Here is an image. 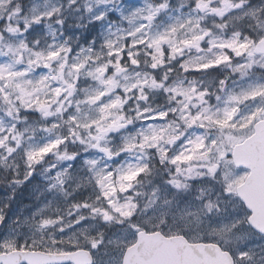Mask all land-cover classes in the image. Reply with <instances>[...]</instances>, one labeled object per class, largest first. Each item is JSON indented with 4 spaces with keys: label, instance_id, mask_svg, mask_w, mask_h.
<instances>
[{
    "label": "rangeland",
    "instance_id": "374dc122",
    "mask_svg": "<svg viewBox=\"0 0 264 264\" xmlns=\"http://www.w3.org/2000/svg\"><path fill=\"white\" fill-rule=\"evenodd\" d=\"M249 1L248 6V0L230 5L214 0H0V251L87 248L95 253V264H122L139 230L161 228L193 241L229 245L240 264H264V237L251 231L237 193L247 171L232 161L234 144L264 116V58L252 62L243 55L245 63L239 58L264 38V0ZM193 2L216 7L215 18L227 13L232 25L223 37L220 29L209 27L210 17L202 18L201 64L236 60L245 69L216 101L203 95L195 118L196 103L190 113L174 110L186 130L198 128L193 130L198 132L195 149L173 158L159 148L153 156L149 132L177 124L167 118L172 108L150 112L161 103L142 95L154 79L162 80L156 71L163 66L165 37L200 14ZM8 3L14 14L10 26L3 15ZM245 14L258 20L242 23ZM242 24L255 33L245 35ZM52 56L53 79L43 67ZM185 56L196 61L193 53ZM121 67L126 70L117 73ZM209 84L202 79L203 88ZM123 97L134 109L133 128L116 144L110 140L95 149L90 133L99 135L119 122ZM52 100L57 104L53 126L68 118L73 140L81 137L89 147L84 155L74 156L70 151L77 149L45 130L35 131L37 138L25 150L13 143L32 125L21 129L11 120L23 116V107L45 112ZM185 104L180 106L185 109ZM104 147L122 156L109 159Z\"/></svg>",
    "mask_w": 264,
    "mask_h": 264
},
{
    "label": "flooded vegetation",
    "instance_id": "af4514ba",
    "mask_svg": "<svg viewBox=\"0 0 264 264\" xmlns=\"http://www.w3.org/2000/svg\"><path fill=\"white\" fill-rule=\"evenodd\" d=\"M25 1V0H23ZM35 1V0H31ZM41 1V0H36ZM220 2H226V4L230 5L231 0H214ZM255 4V3H254ZM26 5V4H25ZM24 5V6H25ZM247 5H250V1L248 0ZM190 6L201 11L200 14H196L192 23L189 26L183 27H176L174 31L169 33L167 37H165V50L163 52V66L160 68V71H156L157 76L161 78V81L154 79L151 84V90H148L146 93L142 95V99H148V102L154 103L157 105L161 103V106L156 108H150V112H154L155 110H159V108L170 109L172 108L173 111L168 113L167 118L172 121V123L177 125H169L168 127L162 129L161 131H153L149 132V140L151 144V154L155 156V153H159V148L162 150H167L166 154L169 157H175L176 155L180 154L184 149H195L196 140H197V133L193 132V130H197L198 128L192 126L193 129L186 130L185 125L182 123V118L175 114L184 112L185 110L190 113V105L191 103L195 104L193 109V117L195 118L196 113L199 112L200 109V100L201 97L204 95L206 97H210L215 99L216 101L219 97L222 96L223 92H225L233 83L241 80V75L244 72L245 65L241 67L238 66V62L233 63H222L221 61H215L208 66H203L200 62L199 55L205 49L203 46L202 37L200 36L201 31V22L202 18L210 17V25L209 27L212 29H220L221 35L224 37V32L227 27L232 28V25L228 22V14L223 13L218 18H215L217 15V8L212 6L211 4H206L204 7L198 5L197 3H191ZM204 12V13H203ZM5 16H7V21H12V17L14 16L12 11V4L8 3L5 9ZM258 20L256 16L245 14L244 18L242 19V23L248 22L251 20ZM215 22V24H214ZM219 22V23H218ZM52 23H53V13H52ZM12 24H9V26ZM205 26L204 28H208ZM242 28V32L246 34V32H252L248 28H246L243 24L240 26ZM262 36L264 34H261ZM248 37V36H247ZM264 40V38L256 40L253 42L255 48L253 50H248L241 54L239 57L243 63L245 61L242 60V56L246 55L247 59L250 61H260L264 58V51L258 52L256 48L258 47L259 42ZM264 42V41H262ZM222 48H227V46H223ZM232 52V51H230ZM240 49L238 50V53ZM195 54L196 61L194 63H190L187 61V57L185 54ZM44 69L50 70L53 79V56L49 62L44 64ZM239 67L242 71H238ZM250 67V66H248ZM255 69V68H254ZM155 76V74H153ZM204 76V77H203ZM202 79L207 82L211 81L209 84V88H203L202 86ZM135 96L132 95L131 100H133ZM125 99L119 103V108L122 109L125 107ZM181 102H186L184 106L185 109L180 106ZM23 106H25L22 103ZM57 104H53V100L50 102L49 105L46 106L45 112H42L40 109H28L23 107L22 114L23 116L16 120L17 125L21 127V129L29 126L31 128L30 132H26L21 130L18 133V138L13 141L16 145L18 150H25L29 143H33V140L37 138V134H34L35 131H38V134L41 133L43 130L48 131L51 135L52 139L57 137H63L64 144L67 145L69 149H77L71 150L70 152L74 153V156H81L84 155L83 151L87 150L89 147L87 146L86 141L79 137L76 141L73 140L71 137L70 131V120L67 118L58 126H53V116H54V109L56 108ZM64 103L61 104L60 110L63 108ZM17 111H14V113ZM13 113V117H14ZM64 115L61 114V118ZM119 122H127L128 127L127 129L115 133H106L103 132L104 129L100 130V134L97 135L96 133L91 132L90 137L94 140V148L97 150L102 149V143L107 142L110 140H114L115 144L118 142L119 139L124 137V133L128 129H132L133 125L135 124V120L129 119L126 116L120 115L118 118ZM200 120V117H197ZM200 130V129H199ZM12 142H9V144ZM30 148V147H29ZM122 150L121 147H119ZM103 151L106 153V156L109 159H114L122 156L121 154L114 155L108 148L104 147ZM73 159V158H72ZM176 160V158L174 159ZM194 163L197 166H200V159H194ZM165 166V165H164ZM163 168H160V176L163 180ZM150 180H153V176H148ZM249 217V211H248ZM248 219V218H247ZM249 225V224H248ZM158 228H153L149 231H155ZM253 233L257 236L264 237V234L261 232H257L252 229ZM166 235H173L168 234L165 232ZM182 234V233H178ZM185 235V234H184ZM186 236V235H185ZM189 238V237H188ZM221 247L231 253L234 258V264H240L238 258L235 256L234 251L229 245L219 243Z\"/></svg>",
    "mask_w": 264,
    "mask_h": 264
},
{
    "label": "water",
    "instance_id": "95a60500",
    "mask_svg": "<svg viewBox=\"0 0 264 264\" xmlns=\"http://www.w3.org/2000/svg\"><path fill=\"white\" fill-rule=\"evenodd\" d=\"M121 127L111 126L108 131ZM234 163L251 169L237 187L238 194L251 210L250 224L264 232V119L255 125V133L233 149ZM93 264L89 250L77 249L49 253L39 250H12L0 253V264ZM123 264H233L231 254L213 242H190L183 235L167 237L161 231L137 233V241L127 248Z\"/></svg>",
    "mask_w": 264,
    "mask_h": 264
},
{
    "label": "trees",
    "instance_id": "16d2710c",
    "mask_svg": "<svg viewBox=\"0 0 264 264\" xmlns=\"http://www.w3.org/2000/svg\"><path fill=\"white\" fill-rule=\"evenodd\" d=\"M0 180H1V175H0ZM1 187H3L2 181H0V191L2 190Z\"/></svg>",
    "mask_w": 264,
    "mask_h": 264
}]
</instances>
